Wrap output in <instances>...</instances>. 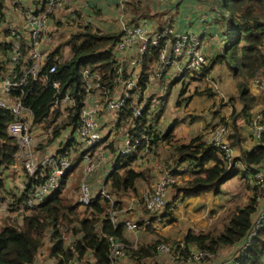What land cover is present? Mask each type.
I'll list each match as a JSON object with an SVG mask.
<instances>
[{
	"label": "trees",
	"instance_id": "obj_1",
	"mask_svg": "<svg viewBox=\"0 0 264 264\" xmlns=\"http://www.w3.org/2000/svg\"><path fill=\"white\" fill-rule=\"evenodd\" d=\"M41 1L31 0V6H39ZM208 2L211 3L214 11L217 4L222 5L224 11L218 12V16L226 26L223 48L211 62L225 60L234 74H243L250 80L259 73L264 74V0H208ZM5 3V0H0V78L9 68L10 52L13 48L10 29L1 26L5 16ZM229 24L232 26L231 31L228 28ZM120 35L121 31L105 32L92 28L89 23L78 24L68 37L59 40L53 49L48 51L40 66V72L36 76L29 74L27 82L22 85V103L32 110L30 131L33 140L38 135L39 125L45 130H50L49 141L55 148L52 151L48 150V154L55 155V153L69 150L72 146L71 156L74 160L76 156L94 150L80 151L74 143L79 126V113L85 98L81 87V72L84 68L99 71L104 85L112 83L117 64L114 47ZM27 43L26 40L21 42L23 54L27 49ZM157 53L156 48H151L143 55L138 84L141 91L147 87V73L156 60ZM29 62L30 60L26 59L24 63L21 58L11 69L12 73H17L18 77L22 76V69L27 68ZM123 64L125 66V61ZM51 65L55 68L49 72ZM209 68L210 66H205L201 75L207 74ZM53 82H57L58 87L53 86ZM251 90L252 87L249 84L239 83V99L242 103L239 112L248 121L252 117V109L256 103V96ZM12 94L18 93L12 92ZM65 95L70 96L72 104L65 108L67 114L60 120L61 111L56 101L60 102ZM136 105L137 103L133 100L127 101L123 109L117 112L116 125L120 126L130 120L131 124L137 123L139 128L149 134L151 145L156 144L157 140L169 142L173 136V129L169 127L160 138L150 119L148 103L142 109L140 120L133 119L131 115ZM162 111L163 108H160L152 120L157 123ZM13 119L14 116L9 111L0 109V190L4 187L2 169L15 163L18 152L16 140L7 132V125ZM259 123L264 124V111L260 114ZM128 132H131V128ZM257 140L250 149H242L239 146V158L232 159L228 167L227 161L213 145L205 143L201 135L193 137L187 144H181L176 148L180 156L178 162H189L191 169L187 172L189 176L184 183L175 184L176 186L173 184L175 196L189 197L209 191L218 193L221 185L228 179L236 174L245 173L233 169L236 160H240L251 175L255 169L264 168V131ZM134 159L135 157L118 158L117 165L106 176L104 183L110 192L118 197L116 201L118 206H120L121 196L128 192L135 193L136 182L145 180L142 171L129 166ZM75 164L62 177L61 186L48 194L42 203L24 214L20 219L21 222H17L16 218L7 217L0 225V264H32L45 237H49L51 242L49 255L56 259V264H67L72 256L69 246H73L79 259L90 255L97 263L105 264L108 261L109 252L108 236L112 235L129 244L124 236L123 224L114 225L107 218V200L98 198L93 203L83 206V212H79L81 205L74 198L76 187L69 191V195H65L63 186L72 170L77 167L78 164ZM47 170L48 167L43 169V173L38 171L31 176H26L23 192H27L30 187L40 183ZM20 200L21 196L16 198L15 203L20 205ZM167 207L166 203L165 208ZM255 212L256 199L253 195L245 205L236 206L230 212L221 230L205 233L187 231L182 239L185 251L189 246L212 252L233 245L238 248L250 230ZM73 223L75 226H72ZM64 229L73 234L68 245L65 244ZM157 242L158 240L141 242L135 248H128L127 255L131 260L136 261V264H140L143 259L154 258L157 254L155 249ZM236 264H264V225L250 240L244 254L237 258Z\"/></svg>",
	"mask_w": 264,
	"mask_h": 264
},
{
	"label": "built area",
	"instance_id": "obj_2",
	"mask_svg": "<svg viewBox=\"0 0 264 264\" xmlns=\"http://www.w3.org/2000/svg\"><path fill=\"white\" fill-rule=\"evenodd\" d=\"M71 1L73 0H42L39 6L29 7L18 6L15 1H12L10 6L23 16L24 22L22 29L9 28L13 38V48L10 52L9 68L0 78V109L7 110L14 116V119L7 125V132L18 144L17 153L24 158L26 176H31L38 171L43 173V169L48 167L40 183L30 187L27 192L21 193L20 210L28 211L42 203L48 194L61 186L62 177L74 165L71 156L73 154L72 146L69 150L55 153V155L48 154L37 161L33 151L34 142L30 131L32 110L22 103V85L27 82L29 74L36 76L40 72V66L47 54L40 49V43L43 38L42 34L49 32V16ZM126 1L128 0H119V6L122 7ZM81 2L84 6L88 5L87 0H81ZM22 40L28 42L27 49L24 51L25 54H23L21 48ZM151 48H156L158 53L156 60L147 73V86L159 80L168 79V77L181 79L186 73L200 71L207 64V57L202 50L200 38L190 30L180 31L171 24H165L155 30H150L145 22L124 26L114 47L117 64L113 82L104 85L99 71L84 68L81 72V87L84 90L85 98L79 113V126L74 139L76 147L78 146L81 151L100 148L98 143L103 140L104 136L100 130L101 123L98 117L102 109L109 113H117L123 109L127 101L133 100L137 103L131 112L133 119L140 120L142 109L147 103L150 116L155 102L152 98L146 96V88L141 91L138 84L143 55L149 52ZM21 58L24 63H26V59L30 62L27 68L22 69L23 75L18 77L17 73H12L11 69ZM123 61H125V66ZM54 68V65H51L48 71L52 72ZM43 77L45 79V76ZM251 80V87L255 93L258 95L263 94L264 75L260 76L258 74ZM116 85L119 90L117 92L114 89ZM53 86L58 87V83L53 82ZM12 92L18 94H12ZM62 101L72 104V99L68 95H65L60 102ZM60 102L56 101V103ZM259 118L260 116L257 114L249 121L250 130L256 139L264 131V124L259 123ZM228 132V126L223 122H219L213 126L210 137L205 142L213 145L222 158L227 161V167L230 165L234 154L233 147L229 145L226 139ZM139 149L143 153L151 149L150 137L145 130L138 127L137 123L131 124V132L123 139L118 154L132 158L135 157L134 155ZM82 156L84 161L83 174L79 184L77 202L81 206H87L98 198L107 200V218L114 225L123 224L124 228L129 229L133 234L135 239L131 244H127L112 235L108 236L109 252L108 261L105 264H123L122 260L127 256L128 248H133L136 245L139 224L136 221L123 218V214L117 215L114 209V206H116L115 200L105 187L93 191L88 184L87 179L98 170L100 160L105 157L104 154L90 150L84 152ZM114 164L115 161L113 160L110 166L111 170ZM252 176L256 184L255 188L259 192L258 196L255 197L259 209L257 208L256 217L252 221L246 237L242 240V247L237 255L221 261L219 264H236L237 258L244 254L252 237L264 225V169L261 167L255 169ZM176 178L177 176L171 170L164 169L154 187L143 194V208L150 216L148 219L143 220L141 223L143 226L149 225L151 219H154L157 224L162 222L161 215L166 206V196L172 184L176 182ZM69 247L72 256L67 264H102L97 263L90 255L79 259L73 246ZM155 249L161 255L170 256L168 264L200 262L210 253H214L195 246H189L188 250L185 251L183 242L175 245L164 241L158 242Z\"/></svg>",
	"mask_w": 264,
	"mask_h": 264
},
{
	"label": "rangeland",
	"instance_id": "obj_3",
	"mask_svg": "<svg viewBox=\"0 0 264 264\" xmlns=\"http://www.w3.org/2000/svg\"><path fill=\"white\" fill-rule=\"evenodd\" d=\"M127 2H125L124 5ZM206 3L207 2L204 0L203 3L199 6L204 8L206 7ZM145 5H139V4L130 5L128 6V9L134 14L141 13L142 15L145 12V8H144ZM115 7L118 8L119 5ZM214 8L217 12L224 11V8L222 7L221 4H217L216 7ZM98 16L99 15L97 14L95 18V22L92 17L85 19V21L91 23L92 28H98L99 26V22H97V20H99ZM112 22L116 26H118L119 24L117 23V19L115 17L112 18ZM77 24L79 25L83 24L82 20L79 21ZM15 26L18 27L17 25ZM228 28L231 31L232 29L231 24H229ZM73 30L74 28L69 30L67 28L59 27L58 33H56L59 35L56 37L55 42L49 43L48 45H45V47H48V50L51 51L59 40H61L64 37H68ZM218 52L220 51L218 50ZM210 71L212 73L209 72L204 76H201L198 73H193L192 76L194 77L192 78L191 81H190L191 73L186 77L183 76V78L181 79H172L170 82L173 83L170 85L169 88H166L165 90H163V88L161 90H158L156 96L152 98L154 102L157 104V102L159 103L157 97L160 96L161 92H162V96H167L164 105V112L162 114L163 118H159L157 123L156 121L152 120L153 117L151 118L150 116V119L155 125L159 137L161 136V133L162 134L163 132L165 133L169 127L173 129V136L169 141L170 143L167 140H157L156 144L151 145V149H149L148 152L143 153L141 149H139L136 155H134L135 159H143L139 163H140V167H144L142 171L145 180L143 181L144 184H146V186L144 185L141 188L138 183V182L141 183V180H138L136 182L137 185H136L135 193L128 192L123 196H121L120 198L121 202H119L120 206L116 204H115L116 206H114V209L116 210L118 216L120 214H123V217H127L131 219V217H129L127 213L130 214L135 213L134 202L132 201L131 203L130 201V198L132 197L136 199L139 208L141 207L143 209V212H145L143 208V194L151 190L152 184L158 178V174H161V171H163L164 169H169L172 171L173 174L179 176L176 178V182L174 183V186H176L175 184L180 185L184 183L189 176L187 172L190 171L191 167H189V163H188V167H185L186 162H184L181 166H179L178 161L180 159V156L178 155L176 148L179 147L181 144H185V143L187 144L190 141V139H192L197 135H201L202 140L206 142V140L210 137L211 130L215 124L219 122H223L228 126L229 132L226 136V139L228 140V143L231 147L237 149H239V146L242 148H246L247 144L245 143V140L254 137L253 134L250 135L248 128L247 131L245 129L248 126L247 123H249L250 120L249 121L247 120L246 122L243 119L241 120V116H237L241 109V103H240V107H236L235 105L237 100L240 102L239 90H238L239 83L246 85L249 84V86L251 87L252 80H250L249 77H246L243 74L240 75L234 74L233 70L231 69L230 66L227 65L225 60L214 63L211 66ZM259 74L260 76L264 75L262 73ZM214 83L216 84V87L214 86ZM114 87H115L114 88L115 92L119 91L117 85ZM154 88H155L154 84L148 85L146 87V95L151 96V92L154 90ZM253 92L255 93L254 90ZM98 96L100 97V95ZM255 96H256L255 98L256 103H255L254 111L252 112V117L257 115V112H260L259 108L264 107V93L261 95L255 93ZM225 105H230L231 111L229 112L228 115L221 116L220 114L224 110ZM70 106L71 103L68 102L62 101L58 103V107L61 111V114L59 116L60 120L67 114L65 108ZM160 108L161 106L155 107L154 112L156 109L157 111H159ZM98 118L100 120V123L102 124L100 125V130L102 132V135L104 136L105 132L110 133V135L106 134L103 140L98 143V146L100 147L98 153L100 152L105 156L103 160H100L98 170L101 169L103 164H107L105 170L106 172L108 168L110 169L111 162L113 160L115 161V164L113 166L114 168L117 165L118 158L123 159L127 157V156L125 157L120 156L118 152L121 147V143L123 142L122 141L123 136L125 135L124 138H126L128 135V131L131 128V122L130 120H128L126 123H122L120 126H117L116 122L118 120V113L110 114L104 109H102L99 112ZM234 118H235V123L232 124ZM38 127H39L38 135L34 137L35 139L33 140V142H35L33 146L34 147L33 151L34 154L39 156V155H43L47 151L48 147L52 146V143L49 141L50 130L43 129L41 125H39ZM20 161L21 163H23V168L19 169L20 174L15 175L16 178H13V183H10V185L6 184L5 187L1 189L2 191L0 190V225L3 224L4 220L7 217H9L10 219L16 218L15 220H17V222H21L20 219H22V216L28 213L29 211V210L28 211L20 210V205H18L19 203H15L16 198L21 196V193L23 192V187L26 180V172L24 168L23 157H20ZM80 168H81L80 166H77L76 169H80ZM134 168L138 169V167H134ZM109 171L107 172V174L109 173ZM81 174H82L81 170L80 172L78 171L73 172L68 176L67 181L63 186V191L65 195L66 194L69 195L70 193L69 191H72L76 187L75 196H74L76 202L79 192L78 184H80V180H81L80 178L82 177ZM241 177L233 178L232 181H230L229 189L223 188V190L225 191L221 193V195L214 196V199L217 200L216 203L207 202L209 199L213 198V195L209 193L206 198L200 199L192 205L191 207L192 211L190 214L185 213L184 211L185 206L182 205L184 206V208H182L184 216L190 221V223L192 224L191 226H193L192 230L187 226L181 225V229H180L181 231H178L179 228L178 222L181 220H178V207H177L174 208L175 210L174 214H172L171 211H169V214H164L167 215L164 216L165 225H169V227L166 230H169V228L171 229L167 236L168 239L164 237V235H160V234H157L156 239H154L155 236L151 235L154 233L151 232L150 229L142 230V232L145 231L144 233H147L149 234V237H152L151 240L147 239L150 240L149 242L158 240V242L164 241L166 243L168 242L175 245V244H179L178 240L179 237L183 234L182 231L190 230L196 233L203 232L196 225L198 226L206 225L207 222L206 219H208L209 222L206 225V228L204 230L205 232L207 231L217 232L221 230L224 224L226 223L230 212L234 210L236 206L245 205L250 199V197L254 195L255 198L259 194V192H257V189L255 188L256 184L254 182V179L253 181H251L253 176L250 179L246 177H242V178ZM174 186L172 184V186L169 189V192L166 196V203L168 202H170V204L173 203L172 199L174 198V194H175ZM105 189L108 190L109 193H111L108 187H105ZM111 195L116 203L118 197L112 193ZM187 198L189 197H182L183 203H185L184 200ZM83 208H84L83 206H80L78 211L83 212ZM257 208L259 209V205L256 202V212H257ZM166 209L167 208L164 209L165 213H166ZM256 212L253 216V220L256 217L257 214ZM209 217H211V219ZM72 226H75V224L73 223ZM143 235L144 234L142 233V236ZM256 235L257 233L253 237H255ZM63 236L65 242L67 241L68 243H70L73 234L71 235V232L69 230L64 229ZM140 243L141 242H139L138 244ZM49 244H51L49 237H45L44 243L39 249L45 248V250H47ZM231 247L232 246L222 247L218 251L214 253H210V255L207 256L205 259L201 260L199 264H219L221 261H225L233 257L234 255H237L240 248L242 247V244H240L238 248L234 250L233 254L229 256V258L228 257L226 258L225 254L227 253L228 248ZM156 256H157L156 262H160L161 264H168L170 261V256H165V255L162 256L158 253Z\"/></svg>",
	"mask_w": 264,
	"mask_h": 264
},
{
	"label": "crops",
	"instance_id": "obj_4",
	"mask_svg": "<svg viewBox=\"0 0 264 264\" xmlns=\"http://www.w3.org/2000/svg\"><path fill=\"white\" fill-rule=\"evenodd\" d=\"M12 1H15L18 6H28L29 7L32 5L31 0H5V2H6L5 7H4L5 16H4V21L1 23V26L3 28H10L12 26L16 27L15 25H17L18 26L17 28L22 29L23 28V22H24L23 16H21V14H19L16 9L10 7L12 4ZM87 1H88V5L84 6L82 4L81 0H73L71 2L66 3L64 6L58 8L55 11L56 14H55V12L52 13L51 19H49V32L42 34L43 38H42V42L40 43V46H41L40 49L43 52L48 53V51H49L48 47H45V45H48L49 43L55 42L56 37L59 35V34H56V33H58L59 27L67 28L70 30L72 28H75L78 25L77 23L81 20H82L83 24L89 23L88 21H85V19L91 18V17L93 18V20L95 22V18H96L97 14L99 15L98 16L99 20H97V22H99V26L97 29H99L101 31H105V32H112V31L118 32V31H121L124 26H128L131 24H138L140 22H142V23L145 22L150 30H155V29H157V28H159L165 24H171L180 31L190 30L191 32L197 34L198 37L200 38L202 50L205 53L207 60H208V62L205 66H210L208 73L211 72L210 71L211 66L215 63V62H211V60L217 54H219L218 50L219 51L222 50L224 41L226 39V37L224 36V30L226 29L225 22L221 18H219L220 16H218V12L213 10L212 5L210 2H208V0H205L207 3H206V7H204V8L199 6L203 3L204 0H171V1H167V2L162 1V0H130V1L128 0L129 2L126 1L127 3L125 5H123L122 7L119 6L118 8H116L115 6L119 5V0H87ZM138 4L139 5H145L146 4L144 6L145 12L142 15H141V13L134 14L131 11H129V9H128V6L138 5ZM183 10H184V12H183ZM168 16H171V17H168ZM113 17H115L117 19V23H119L118 26H116L112 22ZM83 24H81V25H83ZM89 24L91 25V23H89ZM204 67L202 68V70L204 69ZM202 70L192 72L191 74L187 73L184 75V77H186L190 74V77H191L190 81H191L192 78L194 77V76H192V74L198 73L199 75H201ZM171 80H172V78L168 77V79H162V80H159L155 83H152V84H154L155 88L151 92V96H148V97L153 98L154 96H156L158 90H161L162 88H163V90H165L166 88H169L170 85L173 83V82H170ZM189 84H188V86H189ZM214 86L216 87L215 83H214ZM238 90H239V86H238ZM251 92L255 95V93L253 92V89L251 90ZM157 98L159 100V103L158 102H157V104L155 103L154 109H155V107L161 106V108H163V111H162V114H163L164 105H165L167 96H162V92H161L160 96ZM162 98H164V100H162ZM240 103H241V101L239 102L237 100V102L235 103L236 107H240ZM231 106H232V104H231ZM241 106H242V103H241ZM154 109L150 113L151 118L156 115V111L158 108L155 110V112H154ZM259 109H260V112H257V114L260 116L261 112L264 111V107L259 108ZM230 111H231L230 105H225L224 110L221 112L220 115L221 116L228 115ZM253 111H254V108L252 109V112ZM110 114H111V112H110ZM162 114H161L160 118H163ZM237 116H241V120L243 119L247 122L246 118L243 115H241L240 112ZM101 119H102V117H101ZM233 121H235V119H233ZM233 121H232V124H233ZM247 124H248V126L245 129L247 131V128H248L250 135H252V132H251L250 127H249V123H247ZM100 125H102V124H100ZM155 129H156V127H155ZM106 134L110 135V133L105 132L104 137ZM128 134H129V132H128ZM124 137H125V135L123 136L122 141H123ZM63 140H65V138H63ZM257 141L258 140L254 139V137L248 138L245 140V143L247 144L246 148H242V147L241 148L242 149H250L251 147H253L257 143ZM53 148H55L53 145L50 146L43 155L38 156L35 154L37 161L42 159L46 154H48V150H52ZM99 149L100 148H97V151L95 149L92 151L98 152ZM233 149H234L233 159L239 158V156H240L239 155L240 154L239 149L234 148V147H233ZM16 154L18 156L16 155L15 163L10 165L8 168L2 169V177L4 178V187L6 184L10 185V183H13V178H16L15 175L20 174L19 169L23 168V163H21V161H20V157H23V156L19 153H16ZM141 160H143V159H134L130 163L129 166L132 168L138 167V169H136V168H134V169L142 171L144 169V167H140L139 162ZM75 163L78 164L77 166H80L81 168L76 169L77 168L76 167L74 170H72V172L70 174H72L75 171L80 172V170L83 174V171H82L83 170V163H84L83 156L78 155L77 158L74 159V164ZM183 163L179 162V166H181ZM188 163L189 162H186L185 167H188ZM106 167H107V164H103V166L101 167L100 170L96 171L90 178L87 179V182L90 185V187H92L93 191H96L100 187H107V185L104 182L106 180L107 172L110 169L108 168V170L105 172ZM263 167H264V163H263ZM233 169L235 171L236 170L237 171H243L245 173L241 174V175L236 174V176H233L232 178L228 179L225 183H223L221 185L220 191L218 193H213L212 191H209V192H204V193H200L197 195H193L192 197L189 196V198L184 200L185 203H183L181 195L175 196V194H174V198L172 199L173 203L172 204H170V202L167 203L168 207L166 209V213H165V210H163L162 215H161L162 222H159L158 224L155 223L154 219H151V222L149 225L143 226V224H141L143 222V220L148 219L150 216H149V214H147L148 212L147 213L143 212V209L141 207L139 208L138 203H137L135 198H133V197L130 198L131 203H132V201L134 202L135 213L134 214L127 213V215L129 217H131V219L127 218V217H123V215H122V217L127 218L131 221H136L139 224V229L137 230L138 236H137L135 247L137 246V244L139 242H149L152 239V237H149V234L144 233L145 231L142 232V230L150 229L151 232L154 233V234H151L152 236H155L154 239H156L157 234L164 235V237L167 238L171 229L169 228V230H166L169 227V225H165V217L164 216H167V215H164V214H169V211H171V213L174 214V211H175L174 208H177V207H178V220H181L178 222V227H179L178 231H181L180 230L181 225L187 226V227L191 228V230H192V227H193V226H191L192 224L184 216V213L182 210V208H184V206H185V209H184L185 213L190 214L192 211L191 210L192 205L196 201L203 199V198H206L209 193H211L213 195V198L209 199L207 202L216 203L217 200L214 199V196L221 195V193H223L225 191V190H223V188L229 189L230 181H232L233 178L241 177V176L249 178V179L252 178V175L246 171L245 165L240 160H236ZM82 174H81V176H82ZM159 176H160V174H158V178L154 181L155 184H156L157 180L159 179ZM177 177H179V176H177ZM251 181H253V178ZM138 183H139V186L141 188L144 185L146 186V184H144L143 180H141V183L140 182H138ZM154 183L152 184V188L155 185ZM141 190H143V189H141ZM182 205H184V206H182ZM169 207L172 210H170ZM209 218L211 219V217H209ZM206 220H207V222H206V225H207L209 220L208 219H206ZM206 225H201V226L196 225V226L199 227V229H201L203 231V233H205L204 230L206 228ZM166 231H168V232H166ZM186 231H182L183 234L180 237L178 235V237H179L178 243L183 242L182 239H183V236L185 235ZM142 233L144 234L143 236H142ZM194 233H196V232H194ZM124 236L130 244L135 239L133 234L127 228H124ZM147 239H150V240H147ZM65 244L68 245L69 243L66 241ZM50 247H51V244L48 245L47 250H45V248L38 250L37 255L35 257V260H34L35 264H56V259L49 255V248ZM135 247H133V248H135ZM235 249H236V246H234V245L231 248H228V251L225 254L226 258L227 257L229 258V256H231L233 254ZM162 256H164V255H162ZM221 259H223V258H221ZM156 261H157V256H155L154 258H151V259L150 258L143 259V260H141L140 264H161L160 262H156ZM122 263L123 264H136V261L131 260L129 258V256L127 255L123 258ZM199 263L200 262H193L191 264H199Z\"/></svg>",
	"mask_w": 264,
	"mask_h": 264
}]
</instances>
